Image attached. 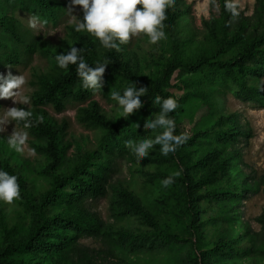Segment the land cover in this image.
I'll return each instance as SVG.
<instances>
[{
    "label": "trees",
    "instance_id": "1",
    "mask_svg": "<svg viewBox=\"0 0 264 264\" xmlns=\"http://www.w3.org/2000/svg\"><path fill=\"white\" fill-rule=\"evenodd\" d=\"M181 0H170L163 9L165 15L156 28L172 34L179 25V19L188 9L180 8ZM221 0V16H211L204 21L207 29L203 41L192 54L182 55V48L172 44V54L164 63L161 74L151 84L138 81L128 70L124 61L123 50L125 41L113 37L109 42L115 47H107L86 31H76L75 25L69 27L72 48L77 50V60L60 67L55 54L49 57V68L45 72L35 73L30 80L35 88L31 93V105H19L32 113L26 117L28 121L13 119L17 126L27 129L34 137L31 144L34 150L47 160L44 169L50 185L39 196L37 202L26 199L25 208L31 215L28 227L17 228L7 226L0 220V231L3 241L0 243V264H34L38 259H54V264H99V258L118 257L127 245L132 252L151 246L156 242L159 246L174 244L182 241V237L172 229L159 223L147 211L137 208L147 225L151 227L146 235L135 238L124 231L117 236L108 228L96 212L89 209L87 202L96 200L106 194L107 185L115 161L129 154L134 147L136 137L140 133V117L148 114L151 104L159 107L165 119L171 120L173 136H179L180 114L190 98L198 96L202 104L210 105V98L217 92H231L235 96L254 102L264 107V0H256L258 4V24L254 27L247 24L238 12L236 28L231 31L232 13L227 11L226 3ZM1 5L24 8L42 20L55 19L61 2L58 0H0ZM137 8L140 7L138 4ZM18 21L6 12H0V33L9 35L12 45L2 43L10 52L2 58L4 63H18L21 57L18 44L22 40L17 33ZM71 50L66 54L68 55ZM21 51L31 53V43H22ZM65 55V56H66ZM63 57V56H62ZM83 58L87 69H94L103 63L96 84L86 85L79 74L78 64ZM57 61V62H55ZM3 82L0 73V83ZM131 87L135 98L139 101L130 113L109 120L101 113L97 100L93 99L96 90L103 96L115 98L112 93L123 95L124 88ZM193 87L196 92L186 91L177 96L178 92ZM144 89V91H140ZM118 96V95H117ZM172 98L175 107L163 111V102ZM77 110V120L84 126L100 130L97 147L93 149L78 148L74 156H67L68 142L65 141L67 121H58L47 110L51 107L56 112L65 109L68 102L85 103ZM1 108V103H0ZM159 123L154 122L155 128ZM160 125V124H159ZM162 126V125H160ZM168 128L169 125H163ZM213 131L204 132L201 136L210 138L209 144L216 146H235L244 137L251 136L249 130H243L236 114L232 113L220 118ZM199 135L185 139L184 145H192ZM171 145L176 142L169 141ZM179 144V143H178ZM174 147L169 150L173 152ZM232 156H240L239 149L232 151ZM181 176L176 177L175 183L185 194L181 205L189 211V223L184 227L188 234L193 235L200 220L193 212L197 200L231 199L237 202L242 192L251 187L264 185V174L259 181L252 184H232L231 186L214 185L217 177V166L204 178L194 180L190 167L177 169ZM16 176V175H15ZM18 190L22 188V178L16 176ZM209 186L205 193L198 194V188ZM83 237H93L103 242L102 248L95 249L80 241ZM107 243V246H106ZM194 243V242H193ZM218 244L216 250L221 252L223 245ZM230 245V243H229ZM150 246V247H151ZM260 250L264 252L263 245ZM210 252V251H209ZM208 252V254H210ZM207 252L201 251L193 257L194 264H207ZM41 260V261H42ZM39 261V263L41 262ZM36 264V263H35Z\"/></svg>",
    "mask_w": 264,
    "mask_h": 264
},
{
    "label": "rangeland",
    "instance_id": "2",
    "mask_svg": "<svg viewBox=\"0 0 264 264\" xmlns=\"http://www.w3.org/2000/svg\"><path fill=\"white\" fill-rule=\"evenodd\" d=\"M60 9L55 19L42 20L30 11L16 7H0L18 21L17 33L22 43H31L33 51L29 54L21 51L22 43L17 48L21 54L18 63H4L2 58L10 52L2 43L12 45L13 40L7 34L0 33V73L3 81L8 77L22 76L24 84L14 89L17 95L0 98V170L9 176L16 175L23 180L18 197L11 203L0 201V220L7 226L17 228L28 227L31 215L25 208L26 199L37 202L41 193L50 185L51 179L43 172L47 160L38 154L31 141L33 135L6 115L7 109L19 105H31V93L34 86L30 80L35 73L45 72L49 68L50 55L65 56L72 48L69 27L77 22L83 23V12L72 0H58ZM238 12L248 25L258 24V4L256 0H235ZM180 8L188 9V13L179 19L177 29L170 35L156 28L163 35L155 41L149 34L139 32L132 34L124 43L123 57L138 81L151 84L161 74L164 63L171 57L172 44L182 48V55L192 54L201 46L207 33L204 21L211 16L219 17L224 12L221 0H181ZM226 9V8H225ZM227 10V9H226ZM228 11V10H227ZM31 22V23H30ZM237 15L231 18L230 28H236ZM264 82V78H263ZM3 83V82H2ZM196 92L191 87L178 92ZM118 97L123 96L117 94ZM27 99H23V97ZM93 99L97 100L101 113L109 120L118 115L119 105L116 98L110 100L96 90ZM210 105L202 104L198 96H193L184 106L180 114V142L173 147V152H164L163 143L153 142L145 149L143 156L136 152V147L144 140L155 141L165 131L164 126L153 124L162 115L156 104H151L147 115L140 117L142 130L136 137L134 147L129 154L116 159L115 168L107 185L106 194L96 200L87 202V206L96 212L105 225L112 229L113 235L127 231L139 238L151 229L137 208L147 211L159 223L178 233L182 241L174 244L153 246L145 244V248L132 252L126 245L124 252L118 257L99 258V264H194L193 257L201 251L207 252V264H264V185L251 187L242 192L239 201L231 199L197 200L193 212L197 209L200 220L193 235L188 234L184 224L189 223V211L181 205L185 194L176 185V177L181 176L177 169L190 167L194 180L204 178L217 166V177L214 185L231 186L232 184L253 183L259 181L264 174V107L249 100H243L231 92H217L210 98ZM85 103L68 102L65 109L56 112L47 107L48 112L58 121H67L65 141L68 142L67 156H74L78 148L93 149L97 147L100 130L84 126L77 120V110ZM236 114L243 130H249L251 136L246 140L241 137L235 146H216L209 144L210 138L201 136L206 131H213L220 118ZM13 133H23L25 142L21 152L9 147L8 140ZM176 132L172 131V135ZM199 135L192 145H184L185 139ZM239 149L240 156H232V151ZM178 173V175H176ZM170 180L165 185L163 181ZM209 186L198 188L197 193H205ZM3 236L0 231V243ZM80 241L89 247L100 249L103 242L93 237H83ZM194 242V243H193ZM223 245L221 252L216 250L218 244ZM230 243V245H229ZM107 246V243H106ZM151 246V247H150ZM210 251V252H209ZM208 252L210 254H208ZM38 259L34 264H54V259ZM39 261H41L39 263Z\"/></svg>",
    "mask_w": 264,
    "mask_h": 264
},
{
    "label": "clouds",
    "instance_id": "3",
    "mask_svg": "<svg viewBox=\"0 0 264 264\" xmlns=\"http://www.w3.org/2000/svg\"><path fill=\"white\" fill-rule=\"evenodd\" d=\"M170 0H72L74 5H79L83 12V23L77 22L75 25L76 31H86L95 38H99L100 43L105 48L115 45H110V41L113 37H118L120 41H126L129 37V32L136 34L144 32L149 34L150 39L155 41L158 36L163 35L158 31L155 26L160 25L165 13L163 9L166 3ZM140 5L137 8V5ZM226 9L232 13L233 16L237 15V7L235 0H229L226 3ZM31 23V22H30ZM77 50L73 48L71 52L63 57L58 58L60 67H65L67 63H72L77 60ZM57 62V61H55ZM103 63L94 69H87L83 58L80 59L78 64L79 74L83 77L86 85L93 86L103 71ZM24 84V78L22 76L8 77L3 83H0V98H9L17 95L16 92L11 91L19 89ZM140 91H144L141 89ZM112 96L118 100L119 108L118 115H125L130 113L135 106H138L139 101L135 98L131 87L124 88L123 96L118 97L115 92ZM27 99V97H23ZM175 107L174 100L170 97L163 102V111H167ZM6 115L18 121L25 120L26 117L32 115L31 112L23 109H17L11 107L7 109ZM28 121L25 120V124ZM156 123L160 125H169L155 141L144 140L136 147V152L143 156L145 149L148 148L151 143H163L162 151L167 152L171 150L173 145L169 144V141L180 142L179 136L172 135V121L165 119L161 115ZM148 127H152V124H148ZM25 142V135L23 133H13L12 137L8 140L9 147L15 149L16 152H21V145ZM29 151H34L30 149ZM178 175V173H176ZM16 176H9L5 171L0 170V201L5 203H11L14 198L18 197V185L15 182ZM165 185L170 183V180L165 179L163 181Z\"/></svg>",
    "mask_w": 264,
    "mask_h": 264
}]
</instances>
